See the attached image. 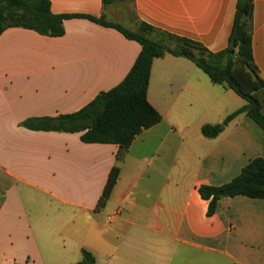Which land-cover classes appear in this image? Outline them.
Listing matches in <instances>:
<instances>
[{"label":"crops","instance_id":"1","mask_svg":"<svg viewBox=\"0 0 264 264\" xmlns=\"http://www.w3.org/2000/svg\"><path fill=\"white\" fill-rule=\"evenodd\" d=\"M137 32L139 23L217 53L228 46L236 0H48ZM60 37L23 28L0 34V264H76L81 251L105 264H264V199L221 198L210 217L198 188L221 186L264 159V130L244 105L190 61H152L146 100L161 121L142 130L122 161L118 146L80 133L32 131V118L75 113L117 86L141 47L86 18L63 20ZM252 59L264 80V0H253ZM234 102V105H233ZM264 114V108L261 110ZM118 179L96 209L111 169ZM104 220V222H103Z\"/></svg>","mask_w":264,"mask_h":264},{"label":"trees","instance_id":"2","mask_svg":"<svg viewBox=\"0 0 264 264\" xmlns=\"http://www.w3.org/2000/svg\"><path fill=\"white\" fill-rule=\"evenodd\" d=\"M123 0H101L108 5ZM253 0H236L228 46L217 53L208 52L200 44L160 32L139 23L137 32L98 19L79 15H54L48 0H0V34L7 28H23L40 35L60 37L64 34L63 20L86 18L103 27L113 28L125 38L136 41L141 50L125 78L111 90L98 94L79 111L55 118H32L21 123L32 131L80 133L86 144L118 146L116 161H122L133 139L144 129L161 121L160 114L146 100L152 61L166 54L192 62L214 85L233 91L245 103L215 125H203L205 138H215L236 116L243 114L264 130V80L254 66L251 45ZM233 44V47H232ZM119 176L114 166L107 178L96 209L104 206ZM201 199L208 202L207 216L213 215L221 198L244 196L264 199V159L255 158L245 165L230 182L221 186L203 185L198 188ZM76 264H95V257L86 250Z\"/></svg>","mask_w":264,"mask_h":264},{"label":"rangeland","instance_id":"3","mask_svg":"<svg viewBox=\"0 0 264 264\" xmlns=\"http://www.w3.org/2000/svg\"><path fill=\"white\" fill-rule=\"evenodd\" d=\"M199 72L202 74V76L203 77H206L207 78V76L201 71V70H199ZM220 87H222V86H220ZM225 88V87H224ZM225 89H227V88H225ZM229 93H230V95H231V97H232V99H233V101H234V99H235V101H238L237 99L239 98L233 91H231L230 89H229ZM238 97V98H237ZM240 101V103H243V101L240 99L239 100ZM233 105H234V102H233ZM103 222H104V220H103ZM116 263V261L115 260H113L112 262H111V264H115ZM96 264H105V262L103 261V259H101L99 256H98V261L96 262Z\"/></svg>","mask_w":264,"mask_h":264},{"label":"water","instance_id":"4","mask_svg":"<svg viewBox=\"0 0 264 264\" xmlns=\"http://www.w3.org/2000/svg\"><path fill=\"white\" fill-rule=\"evenodd\" d=\"M232 47H233V44H232Z\"/></svg>","mask_w":264,"mask_h":264}]
</instances>
